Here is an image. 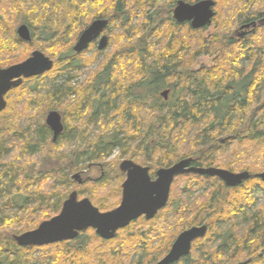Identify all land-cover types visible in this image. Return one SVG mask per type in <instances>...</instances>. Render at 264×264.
Returning a JSON list of instances; mask_svg holds the SVG:
<instances>
[{
    "label": "trees",
    "instance_id": "obj_1",
    "mask_svg": "<svg viewBox=\"0 0 264 264\" xmlns=\"http://www.w3.org/2000/svg\"><path fill=\"white\" fill-rule=\"evenodd\" d=\"M10 1L16 21L15 25L9 22L0 9V50L14 49L3 50L10 60L0 65L24 60L29 50L42 51L54 65L8 94L10 98L16 92L21 101L27 98L22 110L0 111V233L5 235H0V255L8 259L13 250L14 264H122L141 249L158 258L180 231L206 223L207 235L196 245L200 252L205 240L215 238L227 224L224 243L247 253L249 264L258 260L264 264V202L258 205L253 192L264 191V183L255 176L228 187L220 180L193 181L183 175L172 184L167 205L152 220L131 222L130 233L120 229L113 238L103 239L89 229L69 242L48 245L38 257L14 244L9 234L35 228L57 214L68 188L81 186L71 175L92 161L103 162L115 149L119 157L127 155L154 168L193 156L199 165L252 174L264 171V21L244 37L230 33L231 25L262 20L264 0H214L226 14L223 24L219 32L202 39L191 56L212 55L217 67L198 72L193 80L181 67L193 62L185 59L192 44L180 35L196 30L172 17L177 0ZM95 18L109 20L117 48L103 62L106 77L97 86L96 80L73 86L72 76L88 63L76 61L79 55L72 47ZM18 20L29 27L31 41L17 36ZM158 29L168 34L153 38L150 32ZM15 48H24L18 58L13 55ZM121 64L122 69L116 68ZM122 72L126 75L119 78ZM61 74L66 87L48 85ZM171 83L173 97L166 101L158 97L159 90ZM61 104H68L70 128L52 140L42 117ZM121 180L116 163L103 162L100 178L86 181L91 186L78 191L107 211L119 202ZM196 191L193 201L186 198ZM241 231L246 237L239 236ZM143 232L153 237L147 239ZM198 263L181 257L172 264Z\"/></svg>",
    "mask_w": 264,
    "mask_h": 264
},
{
    "label": "water",
    "instance_id": "obj_2",
    "mask_svg": "<svg viewBox=\"0 0 264 264\" xmlns=\"http://www.w3.org/2000/svg\"><path fill=\"white\" fill-rule=\"evenodd\" d=\"M214 0H198L187 2L177 0L173 8L172 16L178 23L189 22L193 29L208 26L215 15ZM260 21H252L244 24L242 28H251L253 31ZM107 25L105 18H98L91 22L79 35L73 45V51L80 54L86 50ZM16 34L22 41H31V33L26 24H21L16 29ZM108 44V38L101 36L98 41L99 50H103ZM53 59L40 50H33L24 60L0 67V111L6 106L5 94L18 87L23 78L40 76L52 69ZM166 96V91L162 93ZM45 124L52 131V139L63 132L61 114L57 110H49L45 116ZM191 158H184L167 168H159L156 171V179L151 180L148 168L136 164L132 160H124L119 168L126 173V179L122 183L121 201L117 207L108 211H101L88 197L78 199L76 190L69 193L63 201L60 211L38 224L35 229L24 231L14 236L20 246L47 245L76 237L78 232L91 228L103 239H111L118 229L124 228L132 220L141 215L147 219L155 216L162 209L169 198L170 188L175 176L195 172L205 175L218 176L225 185L234 187L255 176L264 183V171L252 174L246 170L233 172L223 168H196L187 167ZM80 173L71 175V180L81 183ZM207 226H192L180 232L175 238L167 254L155 264H172L180 257L190 252L191 243L206 234ZM237 264H247L240 262Z\"/></svg>",
    "mask_w": 264,
    "mask_h": 264
},
{
    "label": "flooded vegetation",
    "instance_id": "obj_3",
    "mask_svg": "<svg viewBox=\"0 0 264 264\" xmlns=\"http://www.w3.org/2000/svg\"><path fill=\"white\" fill-rule=\"evenodd\" d=\"M196 1H198V0H196ZM196 1H193V2H196ZM176 4V3H175ZM175 6V5H174ZM174 8V7H173ZM214 12H215V7H214ZM172 13H173V9H172ZM215 16V15H214ZM173 17V16H172ZM96 19H98V18H95V19H93L91 22H93L94 20H96ZM106 19V18H105ZM107 20V25L105 26V28L102 30V32H100V34L97 36V38L91 43V44H89V46H88V48L86 49V50H84L83 52H86V51H88L89 49H91V46H93L92 47V49H93V51H98V52H100V53H102L101 51H103V50H99V48H98V41H99V39H100V37L101 36H106L107 38L109 37V34L111 33V31H110V28H111V25H110V22H109V20L108 19H106ZM213 20V19H212ZM90 22V23H91ZM250 22H252V21H250ZM250 22H247V23H250ZM89 23V24H90ZM247 23H243V24H241V25H239L238 27H237V29L234 31V33L235 34H237V35H241L242 37H244V35L245 34H247V33H249L250 32V29L251 28H242L241 29V26L242 25H244V24H247ZM88 24V25H89ZM182 24H185V25H187V26H190V23L189 22H184V23H182ZM87 25V26H88ZM211 25V24H210ZM210 25H208V26H210ZM86 26V27H87ZM208 26H204V27H202V28H199V29H194V30H196V32H194V34H196L197 32H200V31H203V30H205V29H207L208 28ZM85 27V28H86ZM191 27V26H190ZM85 28H83V30L85 29ZM192 28V27H191ZM193 29V28H192ZM82 30V31H83ZM81 31V32H82ZM240 31V32H239ZM80 32V33H81ZM80 35V34H79ZM191 35H193V33L191 34ZM209 35V34H208ZM234 36V35H233ZM79 37V36H78ZM72 50H73V47H72ZM74 52V51H73ZM83 52H81V53H83ZM80 53V54H81ZM74 54H76L75 52H74ZM80 54H78V55H80ZM76 61L78 60V61H80V57H78V58H76L75 59ZM97 65L98 64H96L95 66H93V68L91 69V73H90V75H91V77H92V81L94 82L95 80V85L94 86H97V82H100L103 78H105L106 77V71L107 70H105V65H102L101 66V68H99L98 70H96V68H97ZM9 66V65H8ZM1 67V66H0ZM7 67V66H6ZM85 66H82V67H80V69H83ZM124 66L123 65H117L116 66V68H120V69H122ZM181 67H183V68H187V70H188V75H189V78H191L192 80L196 77V75H197V73L198 72H204V70H206L207 68H210V66H203V65H201V66H199V67H194L193 65L192 66H190V65H186V66H181ZM183 68H180V69H183ZM96 70V71H95ZM105 70V71H104ZM45 74V73H44ZM44 74H42V75H40V76H43ZM124 75H126V72H122L121 74H119L118 75V77L120 78V77H122V76H124ZM173 75V74H172ZM40 76H37V77H40ZM110 76H111V74H110ZM32 78H34V77H32ZM32 78H23V82L22 83H24V82H26V81H30ZM97 78V79H96ZM176 79H175V76L171 79V82H174ZM21 83V84H22ZM173 88H174V86H172V83H171V86H168V85H165V86H163L162 87V89L161 90H159V92H158V97H160L161 99H163V100H168V99H170V98H172L173 97V93H174V90H173ZM14 89V88H13ZM12 90V89H11ZM11 90H9L6 94H5V96H4V98H6V97H8V94L11 92ZM99 90H101V89H99ZM166 91V96H164V95H162V93L163 92H165ZM192 101H195L196 100V97H195V99L194 98H192L191 99ZM50 110H57L58 111V109H50ZM49 111V110H48ZM47 111V112H48ZM46 112V113H47ZM64 112V111H63ZM60 114H61V119H62V123H63V131H65L67 128H70V126H69V124H68V121L66 122V118H65V114L64 113H61V112H59ZM45 116H46V114H45ZM45 116H44V120H43V118H42V120H43V123L45 124ZM46 125V124H45ZM47 126V125H46ZM51 133H52V131H51ZM63 133V132H62ZM61 133V134H62ZM60 134V135H61ZM59 135V136H60ZM53 140V139H52ZM110 155L111 154H109V156L106 158V160H105V162L104 163H107V162H110V163H113V162H115L116 163V161H114V160H109V157H110ZM123 156H125V155H123ZM184 158H191L192 159V161L190 162V164L187 166V167H196V168H210V167H213V168H223V169H226V168H224V167H219V166H216V165H199V164H196V160H195V158L193 157V156H187V157H184ZM184 158H181V159H184ZM181 159H179V160H181ZM124 160H132L133 162H135L136 164H139L140 166H142V167H147L148 168V174H149V177H150V179L151 180H155L156 179V171L159 169V168H167V167H170V166H172L174 163H176L177 161H179V160H177V161H175V162H173V163H171V164H169V165H167V166H161V167H153V165H144V164H141V163H139V162H137L134 158H130V157H123V158H121V161L119 162V164H118V167H117V170H118V172L119 173H121L122 174V180H121V182H120V188H121V191H120V196H119V202H118V204L115 206V207H117L118 205H119V203H120V201H121V195H122V183L125 181V179H126V173L125 172H122L121 170H120V168H119V165H120V163L122 162V161H124ZM92 167H96V168H98L99 169V172H98V174L97 175H95V176H80V178H81V184L80 183H78L77 181H75L77 184H80V185H82V184H84L86 181H93V180H96V179H98V178H100V175H101V173L103 172V162H97V161H92V162H90L88 165H87V168L86 169H82V170H80V171H78V172H82L80 175H82L83 173H85V172H87V171H89ZM228 170V169H227ZM183 175H190V177H188V179L189 180H192L193 179V181H201L202 179H210V178H212L214 181H216V182H219V180L222 182V183H224L223 182V180H221L218 176H215V175H205V174H199V173H195V172H188V173H184V174H180V175H177V176H175V178H174V180H173V182H172V184L174 183V181L176 180V179H178V178H180L181 176H183ZM218 179V180H217ZM224 185H225V183H224ZM227 186V185H226ZM228 187H230V186H228ZM171 188H172V185H171ZM171 188H170V193H169V198H168V201H169V199H170V194H171ZM78 194V193H77ZM197 194V193H196ZM69 195V194H68ZM84 197H86V196H84ZM81 198H83V197H81ZM81 198H79V196H78V199H81ZM187 198V197H186ZM91 201V200H90ZM168 201H167V203H168ZM167 203H166V205H167ZM165 205V206H166ZM164 206V207H165ZM114 207V208H115ZM163 207V208H164ZM114 208H112V209H114ZM162 208V209H163ZM112 209H109V210H112ZM161 210V209H160ZM160 210H158V212L160 211ZM108 211V210H107ZM157 212V213H158ZM156 213V214H157ZM155 214V215H156ZM56 215V214H55ZM155 217V216H154ZM153 217V218H154ZM153 218H151V219H147L146 217H145V215L143 214V215H141V216H139L138 218H136L135 220H146V221H149V220H152ZM135 220H132L131 222H133V221H135ZM10 221H12V219L10 220ZM130 222V223H131ZM128 224L127 226H125L124 228H121V229H126L127 228V233H130V226H131V224ZM239 223L237 222V227H240V225H238ZM201 225H206L207 226V224L206 223H203V224H193V225H191V226H189V227H186L185 229H183V230H186V229H188V228H190V227H192V226H201ZM4 226V225H3ZM2 226V227H3ZM138 225H136V227H137ZM222 226H225V228H222ZM221 227H220V232H219V230H218V232H217V236L215 237V238H213L212 240H210V241H208V239L207 240H205V242H204V251H201L200 252V250H198L197 249V241L199 240V239H201V238H197V239H195V240H193L192 241V243H191V248H190V252L187 254V255H185V256H182V257H188L189 259H191L193 262H200V261H202V260H205V261H207L208 263L209 262H213L212 261V258H211V255H212V253L213 252H216L217 253V256H219V257H221V258H223L224 257V255L223 254H226L227 255V257H229V258H234L235 257V255H234V253L236 252V249L235 248H233L232 247V243L231 244H227V243H224V240H223V237H222V235L224 234V233H226L228 230V226H227V224H223ZM36 228V227H35ZM35 228H31V229H29V230H32V229H35ZM89 229H91V228H88V229H86V230H89ZM138 229L140 230H143V228L142 227H140V226H138ZM230 229V228H229ZM86 230H83V231H80V232H78V234L76 235V237L78 236V235H80L82 232H84V231H86ZM91 230H93V229H91ZM120 229H118L117 230V232L119 231ZM182 230V231H183ZM27 231V230H26ZM94 231V230H93ZM182 231H180V232H182ZM116 232V233H117ZM179 232V233H180ZM207 232H208V226H207V231H206V234L204 235V237L207 235ZM94 233H95V231H94ZM115 233V234H116ZM178 233V234H179ZM10 234V238H11V240H13V242H14V244H16L17 246H19V247H21V248H25L29 253H31V254H33L34 256H36V257H38L41 253H46L45 251V249H47V247H48V245H52V244H54V243H52V244H47V245H34V246H20V245H18L17 244V242L15 241V239H14V236L15 235H17L16 233H9ZM96 234V233H95ZM143 235H144V237H146L147 239H150V238H148V237H153V235H150L149 233H146V232H143L142 233ZM147 234V235H146ZM177 234V235H178ZM0 235H4L3 233H0ZM97 235V234H96ZM177 235L174 237V239H173V241H172V243H171V245L173 244V242H174V240H175V238L177 237ZM5 236V235H4ZM75 237V238H76ZM100 237V236H99ZM204 237H202V238H204ZM75 238H73V239H75ZM73 239H70V240H64L65 242H69V241H71V240H73ZM64 241H60V242H56V243H61V242H64ZM154 243L156 244L157 242L156 241H154ZM171 245H170V247H171ZM170 247H169V249H170ZM224 247H226L227 248V252H225V251H223L224 249ZM13 249V248H12ZM169 249L167 250V252L169 251ZM142 251H140V252H138V253H136V255H132L131 257H128L126 260L127 261H129V263L130 264H155V263H157L161 258H163L166 254H167V252L164 254V255H162V256H160V257H156L155 255H152L151 254V252L150 251H146V252H144V249H141ZM226 250V249H225ZM231 251H233V253H230ZM10 252V255L11 256H9V258L7 259L6 258V254H4L3 256H1L0 255V264H14V251L13 250H11V251H9ZM134 253V252H133ZM39 254V255H38ZM156 257V258H155ZM219 257H218V264H219ZM181 258V257H180ZM179 258V259H180ZM178 259V260H179ZM177 260V261H178ZM250 261H251V257H246L245 259H242V260H238V259H233L232 261H231V264H237V263H240V262H247V264H249L250 263ZM11 262V263H10ZM127 264V263H126Z\"/></svg>",
    "mask_w": 264,
    "mask_h": 264
},
{
    "label": "rangeland",
    "instance_id": "obj_4",
    "mask_svg": "<svg viewBox=\"0 0 264 264\" xmlns=\"http://www.w3.org/2000/svg\"><path fill=\"white\" fill-rule=\"evenodd\" d=\"M2 7V8H1ZM1 7H0V9H1V11H2V13H4L5 14V18L9 21V22H11V23H13L14 25H15V14H14V12H12V2L10 1V0H2L1 1ZM221 9L222 10H219V6L218 7H215V20L213 19L212 20V22H211V25L210 26H208V28L207 29H205V30H203V31H200V32H197L196 34H193L192 36H191V34L190 33H186V32H184V33H182L180 36L181 37H183L184 39H185V43L187 44V45H190L191 46V44H192V49H190L189 50V52L186 54V57H185V59H186V61H189L190 59H193V56H191V54L192 53H194L196 50H198V49H200V48H198L199 46H201V42H202V39H208L209 37H211V35L212 34H214L216 31L217 32H219V28L221 27V25L223 24L222 22H223V18L225 17V13H223L222 11H223V8L221 7ZM261 11L264 13V6L262 7V9H261ZM31 13V12H30ZM216 13H217V15H216ZM220 13V14H219ZM20 14V13H19ZM17 25L19 26V25H21L20 24V20H18L17 21ZM232 23V22H231ZM24 24V23H23ZM18 26H17V28H18ZM187 26V25H186ZM17 28H15V29H17ZM166 28V26H164L163 27V29H165ZM185 28V27H184ZM256 28H257V26H256ZM255 28V29H256ZM163 29H158L156 32H154V33H156V34H154L153 32H150V34H153V38H156V36L158 35L159 37H160V35H163V34H166L168 31H166V32H164V30ZM237 29V26H234V25H231V28H230V33L232 34V35H234L235 37H237V38H241L242 36L240 35H237V34H235L234 33V31ZM152 30V29H151ZM184 30V29H183ZM182 30V31H183ZM240 32V31H239ZM144 33H145V31H144ZM147 34H149V33H147ZM168 34V33H167ZM209 34V35H208ZM115 36H114V34L113 33H110L109 34V37H108V44H107V46L104 48V50L103 51H101L102 53H100V52H98V53H96L95 51H93V49H92V47L93 46H91V49H89L88 51H86V52H83V53H81L80 55H79V57H80V62H83V63H88V65H85L84 64V68L83 69H80V70H78L80 73L79 74H77V75H75V76H72V78H71V80H70V84H72L73 86H79V85H83L84 84V82L85 81H92L91 79H92V77H91V75H90V71H91V69L93 68V66H95L96 64H98L97 65V68H96V70H98L99 68H101V66L103 65V62H105L110 56H111V54L116 50V48H117V41H116V39L114 38ZM218 37H219V34H218ZM163 39V38H162ZM122 41L124 42V39H122ZM122 41H121V43H122ZM193 42V43H192ZM162 44V43H161ZM160 44V45H161ZM211 44V43H210ZM157 46V48L159 47V49H161L162 47L161 46ZM7 49H14V47L13 46H11V47H6V48H4V49H1L0 50V64H4V63H7L9 60H10V56L8 55H6L5 53L3 54V50H7ZM15 49H17L18 51H16V52H13V55H15V58H18L20 55H22V53H23V51H22V49H24V48H15ZM202 49H204V48H202ZM192 50V51H191ZM30 52L29 53H31L32 51L31 50H29ZM14 58V59H15ZM187 63H189V65L190 66H194V67H199V66H201V65H203V66H210V67H212V68H214V67H217V66H214V65H216V63L214 62V57L212 56V55H206V54H200L199 56H197V57H195L194 59H193V62H187ZM122 65V64H121ZM1 66V65H0ZM3 66V65H2ZM1 66V67H2ZM124 66V65H123ZM132 69H133V66L132 65H129ZM3 67H5V66H3ZM128 67V66H127ZM248 67V65L246 66V68ZM118 69H120V68H118ZM95 70V71H96ZM117 71V70H116ZM77 72V71H76ZM76 72H73V74L72 75H74ZM29 82H31V81H26V82H24V83H26V84H28ZM23 84V83H22ZM60 85V84H63L65 87L67 86V81L65 82V75H62L61 74V76H58V78L57 79H54V80H50V81H48V85ZM20 86V85H19ZM20 97L19 96H17V93L15 92V93H12L11 95H10V98H5V100H6V106H5V108L4 109H6L7 107L9 108V109H13V111H14V109H18V110H22V108H23V106L25 105V103H24V101H26V99L27 98H24L25 100L24 101H21V100H18ZM41 106V109H42V105H40ZM68 104L67 105H63V104H61L60 105V107H57V109H58V111L59 112H61V113H64L65 114V120H66V122L68 121L67 119H69V114H66L68 111H69V109H68ZM38 109H40V107H37ZM66 109H68V110H66ZM49 110V109H48ZM47 111V110H46ZM64 111V112H63ZM87 111H89V109H87ZM101 112V111H100ZM32 114H36L35 112H31ZM45 116V115H44ZM44 116L42 117L43 118V120H44ZM68 124H69V122H68ZM77 124V123H76ZM119 150L118 149H115V150H113L112 151V153H111V155H110V157H109V160H114V161H116V166L118 167V164H119V162L121 161V158H123V157H128L127 155H125V156H122V157H119V152H118ZM105 160L106 159H104L103 160V162H105ZM137 162H139L138 160H137ZM115 163V162H114ZM98 172H99V169L98 168H96V167H92L89 171H87V172H85V173H83L81 176H95V175H97L98 174ZM78 173H82V172H78ZM81 184V183H80ZM80 184H78V185H80ZM90 187L91 186V184H82L81 186H79V187H70V188H68V190H69V193L71 192V191H73V190H76L77 191V193H78V196H79V198H81V197H84L86 194L85 193H82V192H79L78 190L80 189V188H82V187ZM182 184H180V187L182 188ZM198 191V190H197ZM197 191L194 193H191V194H186L187 195V199L188 200H191V201H193L194 199H192L195 195H197L196 193H197ZM254 192V196H255V198L257 199V204L258 205H260V204H262L263 202H264V191L263 190H259V189H257V190H255V191H253ZM101 195H106V196H108L110 199H113V197H112V195H107V192L106 193H104L103 194V192H101L100 193ZM12 220H14V218H12ZM12 222V221H11ZM222 228H225V226H222ZM238 228H240V227H238ZM221 230V229H220ZM20 234V233H19ZM239 236H242V238L243 237H246V234H245V231H241L240 233H239ZM241 250V249H240ZM237 253H239V251H237L236 252V254ZM39 255V254H38ZM134 256V255H136V253H133V254H131V256ZM224 255V257L223 258H221V257H219V256H217V253L216 252H213L212 253V255H211V258H212V261L213 262H207V261H205V260H202V261H200L198 264H218V257H219V264H231V261L233 260V259H238V260H242V259H245L246 257H247V253H245V252H242V250H241V253H239L238 255H235V257L234 258H229V257H227V255L226 254H223ZM130 264L129 263V261H127V260H125V261H123V263L122 264ZM262 262L261 261H255L253 264H261ZM36 264H39V262H36ZM41 264V263H40ZM120 264V263H119Z\"/></svg>",
    "mask_w": 264,
    "mask_h": 264
}]
</instances>
